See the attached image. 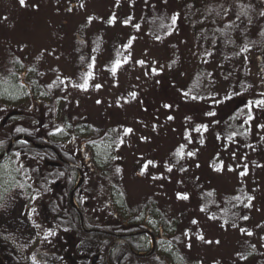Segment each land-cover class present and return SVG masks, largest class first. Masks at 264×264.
Wrapping results in <instances>:
<instances>
[{
    "label": "rangeland",
    "instance_id": "374dc122",
    "mask_svg": "<svg viewBox=\"0 0 264 264\" xmlns=\"http://www.w3.org/2000/svg\"><path fill=\"white\" fill-rule=\"evenodd\" d=\"M204 1L24 0L21 5L20 0H0V62L6 63L13 52L35 63L44 83L61 81L55 101L59 130L51 138H58L65 149L73 151L77 143L70 133L71 123L88 122L119 134L113 155L103 144L95 145L91 155L96 162L110 157L118 165L119 176L110 187L103 186L95 167L78 151L84 166L90 168L89 188L80 194L91 220L103 221L107 205L120 222L126 217L125 201L135 204L152 197L177 217L184 242L178 255L166 240L159 241L157 253L166 264H264V103L252 107L256 116L249 121L252 133L247 141L227 143L208 128H196L204 101L184 94L179 85L200 63L211 71L218 69L219 64L205 58L201 49L199 41L205 43V36L196 35L210 27L208 15L195 25L187 19V9L192 4L197 9ZM213 1L222 20L233 18L234 0ZM150 3L166 6L175 17L174 30L159 40L148 33L141 18ZM89 56L84 71L81 62ZM243 65L254 83V95L264 101V73L258 57L245 54ZM80 73L86 77L79 78ZM217 80L216 89L223 92L225 86ZM26 98L23 86L14 81L10 85L0 73V107L18 108ZM189 116L197 120L188 121ZM126 129L132 131L126 133ZM13 166L18 167L11 157L2 164L0 264H65L54 247L66 246V237L57 235L58 244L53 246L52 238L45 235L38 180L24 171L16 173ZM194 182L216 195L242 187L251 197L250 220L237 225L216 221L195 198ZM70 201L78 207L73 195ZM136 220L159 234L155 219L147 213ZM76 239L81 264L128 263L120 238H113L106 252L85 232ZM144 239L152 248L150 232Z\"/></svg>",
    "mask_w": 264,
    "mask_h": 264
},
{
    "label": "trees",
    "instance_id": "16d2710c",
    "mask_svg": "<svg viewBox=\"0 0 264 264\" xmlns=\"http://www.w3.org/2000/svg\"><path fill=\"white\" fill-rule=\"evenodd\" d=\"M150 4L148 12L141 18L147 26L148 33L159 40L174 30L175 20L170 16V9L166 6ZM218 9L213 0H205L197 9L193 4L187 9V19L192 25H195V21L201 20L202 15H208L206 20L210 27L200 30L201 32L197 31L196 35L205 36V43L203 39L199 41L200 46L201 43L204 46L201 49L204 50L205 58H212L219 65L214 72L200 63L191 69L188 79L179 85L184 94L204 101L203 116H197L201 124L196 128H208L216 137H222L227 143L233 141L244 143L252 133L248 126L249 121L256 116V113L253 115L251 112L252 107L260 105L258 102L262 101V97L254 95V83L243 62L245 54H255L258 57L259 68L264 73V0H234L231 9L233 18L228 21L220 18ZM5 62H0L1 75L10 85L14 81L23 86L27 98L18 108L0 107V155L13 141L8 155L0 160V188L4 173L2 164L9 157L14 158L15 164L18 165L13 166L12 170L16 173L24 171L32 175L35 182L38 180L37 188L40 193L38 197L43 204L42 213L44 217L46 215L45 235L48 234L52 238L53 246L56 242L58 244L57 235L60 236L62 233L61 236L66 237L64 242L66 246L62 245L60 249L54 247L55 251H60L56 253L64 259L65 264H81V256L75 252L76 237L83 232L90 241L97 242L101 249L104 248L105 252L113 238L122 239L124 241L122 244L127 250V264H166L167 262L157 253V244L162 239L173 246L176 254L181 255L184 242L178 219L172 216L170 211L158 206L152 197H145L135 204L125 201L126 217L120 222L114 220L117 218L116 212L110 210L107 205L108 209L103 208V221L94 222L89 218L80 192L89 188L90 168L84 166L78 151L82 156L86 155L89 165L95 167L98 179L104 183L103 186L110 187L111 182L117 181L119 176L118 165L110 157L105 159L104 163L96 162L91 155L93 147L97 144L107 145L110 149L109 154L113 155L120 144L119 134L113 128L97 127L88 122L71 123L70 133L77 143L75 150L65 149L58 138H51V135L59 130L55 101L60 95L61 81L57 79L52 83H44L35 63L26 62L13 52ZM89 62L90 56L83 57L82 70L88 68ZM234 62L238 64L235 65ZM229 64H234L232 69L227 68ZM172 71L177 72L176 69ZM78 76L86 77L85 73ZM218 78L225 86L223 92L216 89ZM41 95L46 98H42ZM189 120L197 119L195 116H189ZM246 125L248 128H244ZM20 138L27 142L20 141ZM55 151L69 164L61 162ZM80 175L82 180L75 187ZM24 181L29 182L26 178ZM192 187L203 211L216 221L237 225L250 220L247 211L250 196L242 187H236L232 193L221 195H216L198 182H194ZM72 190L78 209L73 207L70 201ZM51 207L54 211L49 213L47 209ZM78 211L82 213L84 228L87 231L80 228ZM142 213H147L155 219L159 234L136 220ZM146 232H150L154 238L153 249H149L145 239L142 241Z\"/></svg>",
    "mask_w": 264,
    "mask_h": 264
},
{
    "label": "water",
    "instance_id": "95a60500",
    "mask_svg": "<svg viewBox=\"0 0 264 264\" xmlns=\"http://www.w3.org/2000/svg\"><path fill=\"white\" fill-rule=\"evenodd\" d=\"M12 142H13V141H12ZM12 142H11V144H12ZM11 144L9 145V147L7 148V150H6L2 155H0V160H2L3 158H5V157L8 155V152H9V150H10ZM34 146H36V147H42L41 145H34ZM55 153L57 154V157H58V159H59L61 162H65V161L63 160V158H62V157H61L56 151H55ZM65 163L69 164L68 162H65ZM81 180H82V176L80 175V179H79V181L76 183L75 187L78 186V185L80 184ZM75 187H74V188H75ZM73 191H74V190L71 191V196L73 195ZM71 204H72V202H71ZM73 207H74V206H73ZM75 208H76V207H75ZM76 209H78V208H76ZM78 215H79V222H80V228H81V230H82V231H87V229L84 228V224H83V216H82V213H81L80 211H78ZM119 236H120V235H119ZM120 242L123 243L124 241H123V240H120ZM153 247H154V240H153V245H152V248H151V249H153Z\"/></svg>",
    "mask_w": 264,
    "mask_h": 264
},
{
    "label": "snow or ice",
    "instance_id": "6c2138e0",
    "mask_svg": "<svg viewBox=\"0 0 264 264\" xmlns=\"http://www.w3.org/2000/svg\"><path fill=\"white\" fill-rule=\"evenodd\" d=\"M20 3H21V5H24V0H20ZM91 19V18H90ZM173 20H175V17H173ZM110 23L112 22V21H109ZM142 63V62H141ZM113 71H115V69H113ZM97 87H99V85H97ZM132 95H133V97L135 96V93H132ZM98 103H99V101H98ZM258 103H264V101H261V102H258ZM166 107H167V105H166ZM209 115H211V113H209ZM172 117H169V119H171ZM126 131V133L127 132H131L132 130L131 129H126L125 130ZM179 154V153H178ZM189 155H191V153H189ZM149 163H151V162H149ZM145 167H147V165H145ZM171 169L169 168V171H170ZM143 169L141 170V174H143ZM178 198H183V199H186L187 197L186 196H180V194H178ZM249 199H251V197L249 198ZM245 219H247V217H245ZM193 223H195V221H193ZM250 234V233H249ZM201 239H202V237H200Z\"/></svg>",
    "mask_w": 264,
    "mask_h": 264
},
{
    "label": "flooded vegetation",
    "instance_id": "af4514ba",
    "mask_svg": "<svg viewBox=\"0 0 264 264\" xmlns=\"http://www.w3.org/2000/svg\"><path fill=\"white\" fill-rule=\"evenodd\" d=\"M105 264H110V263H108V262H105Z\"/></svg>",
    "mask_w": 264,
    "mask_h": 264
}]
</instances>
